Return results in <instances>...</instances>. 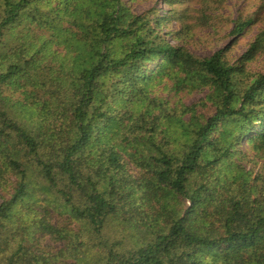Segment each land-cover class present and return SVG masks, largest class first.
I'll use <instances>...</instances> for the list:
<instances>
[{
    "label": "trees",
    "instance_id": "trees-1",
    "mask_svg": "<svg viewBox=\"0 0 264 264\" xmlns=\"http://www.w3.org/2000/svg\"><path fill=\"white\" fill-rule=\"evenodd\" d=\"M159 1L0 0V264H264V28L197 57L166 39L193 0Z\"/></svg>",
    "mask_w": 264,
    "mask_h": 264
},
{
    "label": "rangeland",
    "instance_id": "rangeland-1",
    "mask_svg": "<svg viewBox=\"0 0 264 264\" xmlns=\"http://www.w3.org/2000/svg\"><path fill=\"white\" fill-rule=\"evenodd\" d=\"M123 2L130 6L135 13L157 8V12L162 14L167 9V6L159 0H123ZM206 4L209 8H205ZM190 5L192 6L188 11L187 18L174 19L169 22L170 30L177 29V31L173 32L172 35H166V39L170 43L175 44L177 40L173 36H177L178 40L182 41L178 42L185 44V41L186 47L197 57L208 56L214 50L224 47L228 51L227 57L230 60H234L247 49L258 30L264 28V0H205L202 3L200 0H193ZM213 8H218L214 17L210 18V16H207L206 19L213 21L214 31L208 26V23L204 24L205 19L202 16L203 11L207 14L211 9L213 11ZM217 15H222V17H217ZM249 17L252 18V21L244 29L243 33L236 37L229 34L233 20H244ZM247 69L255 73L264 72V53L250 62L247 65ZM209 89L204 87L188 91L187 87L176 86L168 79L158 85L152 95L166 100L171 108L182 109L189 106L194 111V114L208 117L214 110L211 103L207 100ZM15 94L17 97L20 96L19 92H15ZM182 118L187 121L190 118V111H187ZM250 164L252 163H245L247 167H250ZM257 167L258 165L254 164V168ZM2 194L6 196L4 191ZM110 232L112 234L116 233L117 229L110 227ZM44 244L51 245L48 240H44ZM53 245L56 247L60 246L59 244Z\"/></svg>",
    "mask_w": 264,
    "mask_h": 264
}]
</instances>
